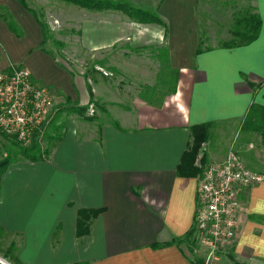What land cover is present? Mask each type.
I'll return each mask as SVG.
<instances>
[{"label": "crops", "instance_id": "0c3cea01", "mask_svg": "<svg viewBox=\"0 0 264 264\" xmlns=\"http://www.w3.org/2000/svg\"><path fill=\"white\" fill-rule=\"evenodd\" d=\"M128 2L136 7L151 2L140 8L155 11L167 26L94 18L82 44L111 49L105 64L119 70L114 74L68 67L46 45L43 21L28 0V8L19 0H0V69L22 64L51 88L56 102L51 122L57 112L62 122L67 114L57 104L85 111L108 103L107 121L76 120L57 138L54 127L47 159L17 152L0 173V250L7 260L0 258V264H197L204 257L190 235L198 175L183 176L177 168L193 125L211 123L196 164L203 152L207 161L223 159L242 127L255 132L241 125L253 103L264 106V0L252 3V12L262 18L258 38L235 47L203 44L202 0ZM159 46L168 50L166 78L160 57L143 51ZM160 75L164 83L158 85ZM156 85L170 86L156 95ZM2 150L0 161L7 157ZM82 208L100 211L89 232L78 236ZM238 217L233 246L218 264H264V181L243 190Z\"/></svg>", "mask_w": 264, "mask_h": 264}, {"label": "rangeland", "instance_id": "374dc122", "mask_svg": "<svg viewBox=\"0 0 264 264\" xmlns=\"http://www.w3.org/2000/svg\"><path fill=\"white\" fill-rule=\"evenodd\" d=\"M133 1L138 2L139 0ZM28 2L35 8L39 17L45 24L46 45L51 46L52 49L56 53H58L62 61L68 67L74 69L75 71L81 70L89 72L96 70L103 73H107V71H112L114 72V74L118 73L119 70H117L115 67L111 65L106 66L105 64V59L108 58V56L110 58L111 49L102 48L94 50L86 48L82 44V37L84 36V28L88 26L89 23H93L92 20L94 18H96L97 21L104 22L106 18L110 17L112 18L113 23L121 24L128 20V22L131 24L133 21H131V18H129L126 14H123L120 11L117 12L113 10H107V13L99 11L98 13L94 14L87 11L86 9H83L82 7H79L78 5L60 0H28ZM148 3L149 4H140L139 7L142 5V7L146 8L152 4L151 2ZM252 3L253 0H202L198 20L201 28L203 44L204 40L205 42L207 41L208 44L221 45L222 43L236 39V37L232 34V30L238 28L236 24L238 18L252 13ZM160 46L158 48H146L143 51L145 52L146 57L148 56L156 58L157 55L160 57V60L162 62V65L160 66L162 70H160V72L162 71L163 77L166 78L165 75L168 70L165 69V66L167 64L163 52L164 48ZM202 47L203 46H201V48ZM138 50L139 49L132 48V51L134 53H138ZM115 55L118 57L120 56L118 54ZM140 55L143 56L144 54ZM96 62L100 63L96 64ZM159 79L160 82L158 83V85L164 83V80L161 81L162 75H160ZM129 84L135 86V84L130 81ZM158 85H156L155 87L158 91L155 93L156 95L164 94V92H167L170 86L167 85L168 89L163 90V87ZM133 88V92H136V89H138L137 86ZM150 91H152V88H148V90L146 92H143V94L147 95ZM93 104H97L98 109L92 105L89 107L87 106V109L83 111L82 107L78 108L77 105H72L71 103H63L62 105L57 104L59 109L60 107H63V110L66 109L67 114L64 115L65 118L62 122L61 114L58 112L56 113L55 118L51 122L50 126L38 140L41 148L50 151L52 143L55 142L56 138L64 133L65 128L67 129L68 127H70L76 120L91 124L96 122H104V120L107 121L106 113L108 103L96 102ZM78 111H81L82 113H79ZM64 122L66 125L63 124ZM243 123L244 124H242L241 126H245L247 124L245 123V121ZM54 127L58 128V130H56L55 132L56 138L55 140L48 141V134H50L51 130H54ZM61 128H63L64 130ZM242 129L243 133L241 132L242 134L237 139L239 143L242 142V145L237 144V141H233L231 145L228 146L226 154L229 151L234 150L244 159V161L250 168L264 173V142L262 140L260 132L258 128L255 129V132L245 130V128L243 127ZM51 134H53V131L51 132ZM0 137V144L2 146V148L0 147V149H3V153L7 152L6 158H10V160L15 159L21 145L15 140V138L8 136L1 131ZM51 138H54V136H52ZM206 142L203 143L202 148L205 146L204 144ZM207 147L208 146H206V148ZM204 150L206 151V149ZM192 238L193 237L191 236V240ZM3 244L4 241L0 240V245ZM195 249L197 250V248ZM3 255V252L0 250V258L5 260L6 255L4 257ZM201 261L202 260L200 259L197 264H201Z\"/></svg>", "mask_w": 264, "mask_h": 264}, {"label": "built area", "instance_id": "2783aa9c", "mask_svg": "<svg viewBox=\"0 0 264 264\" xmlns=\"http://www.w3.org/2000/svg\"><path fill=\"white\" fill-rule=\"evenodd\" d=\"M56 107L50 87L39 83L22 64L0 69V131L22 146L38 141ZM197 203L192 241L203 249L201 264H218L239 230L243 190L264 181V173L250 168L234 150L221 160L198 164Z\"/></svg>", "mask_w": 264, "mask_h": 264}, {"label": "trees", "instance_id": "16d2710c", "mask_svg": "<svg viewBox=\"0 0 264 264\" xmlns=\"http://www.w3.org/2000/svg\"><path fill=\"white\" fill-rule=\"evenodd\" d=\"M25 7L28 8L26 0H19ZM68 3L78 5L79 7L103 11V10H114L120 11L128 15L133 21L140 23H157L167 26L166 22L160 17L155 11L146 10L140 7H136L126 0H61ZM237 29L232 30V34L236 39L225 42L223 45L229 47L243 46L253 42L258 38L262 26V18L258 13L252 12L248 15L242 16L236 21ZM42 29L44 35V41H46V27L42 22ZM201 48L198 49V52ZM165 55L168 56V50H164ZM168 62V58H166ZM166 67L170 69V65L167 64ZM176 72V70H171ZM260 84H258L259 86ZM84 109V108H83ZM82 109V110H83ZM245 123L250 124L254 129L258 128L262 140L264 142V106L253 103L250 110L245 118ZM211 123H201L196 124L191 127L192 141L188 145L187 150L184 152L182 159L178 165V174L183 176H196L202 171V168L196 164L197 157L202 149V145L206 142L210 135ZM18 153L23 157L30 160H45L49 156V151L42 149L38 141L33 142L28 147H21ZM10 158H5L0 161V170L2 173L7 164L10 162ZM207 162L206 153L203 152L201 157V163ZM100 210L98 209H86L82 208L78 213V223H77V234L82 236L89 232V225L92 217L96 216ZM1 230V228H0ZM192 235V232L190 233ZM155 247L160 246V244H155Z\"/></svg>", "mask_w": 264, "mask_h": 264}, {"label": "water", "instance_id": "95a60500", "mask_svg": "<svg viewBox=\"0 0 264 264\" xmlns=\"http://www.w3.org/2000/svg\"><path fill=\"white\" fill-rule=\"evenodd\" d=\"M3 260V259H2Z\"/></svg>", "mask_w": 264, "mask_h": 264}]
</instances>
